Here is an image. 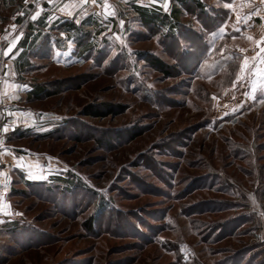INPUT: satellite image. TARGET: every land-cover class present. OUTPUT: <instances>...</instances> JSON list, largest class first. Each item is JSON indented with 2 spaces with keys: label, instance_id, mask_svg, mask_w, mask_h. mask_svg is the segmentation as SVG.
Masks as SVG:
<instances>
[{
  "label": "rangeland",
  "instance_id": "rangeland-1",
  "mask_svg": "<svg viewBox=\"0 0 264 264\" xmlns=\"http://www.w3.org/2000/svg\"><path fill=\"white\" fill-rule=\"evenodd\" d=\"M206 1L229 14L227 3ZM129 2L0 0V168L8 146L18 158L0 211V264L262 259L264 32L209 31L186 14L193 31L166 46ZM88 14L98 22L90 50L50 29ZM16 82L52 94L28 100L12 92Z\"/></svg>",
  "mask_w": 264,
  "mask_h": 264
},
{
  "label": "trees",
  "instance_id": "trees-1",
  "mask_svg": "<svg viewBox=\"0 0 264 264\" xmlns=\"http://www.w3.org/2000/svg\"><path fill=\"white\" fill-rule=\"evenodd\" d=\"M231 0H216L218 3H228ZM157 3L154 4H138L136 2H129L131 10L138 17L140 23L145 27H149L152 30L160 31L162 34V43L167 46L166 42H177V33L179 31L192 32L191 21L184 22L182 17L184 15L193 16L200 24L205 27L209 26L207 30H214L216 27L223 25L227 16L228 10L225 8L214 7L211 3L206 0H156ZM26 13V11H25ZM97 15L88 14L83 18L79 24L69 21L66 18L56 20L54 25H50V29L57 31L66 32L68 37H72L75 46H79V49L90 50L92 47V42L89 41V36L91 33L90 27L94 28L98 22ZM43 17L36 20V23H31L33 26L42 25ZM31 26V25H29ZM88 28V29H87ZM39 32V31H38ZM49 36H46V41L48 42ZM201 38V37H200ZM203 38V37H202ZM48 39V40H47ZM35 40V39H34ZM180 40V39H178ZM45 41L44 47H46L47 42ZM203 45V43H202ZM201 45V46H202ZM204 48L206 44L204 43ZM146 59V58H145ZM148 59V58H147ZM149 63L154 66L159 71L168 74L167 64L158 57H151L148 59ZM52 93L47 91L45 87L39 84L32 85L31 89L27 93L28 100L38 99L42 96H50ZM86 114L101 117L106 114L100 110L87 109ZM27 185L31 184V181L25 182ZM93 221L87 220L86 225L88 229L92 228ZM249 251V249H244ZM240 253H243L241 251ZM262 259L264 260V248L261 250ZM243 257V256H242ZM262 259L259 261H254V258H249L244 263L241 264H262ZM242 261V260H241ZM239 264V262H237Z\"/></svg>",
  "mask_w": 264,
  "mask_h": 264
},
{
  "label": "crops",
  "instance_id": "crops-1",
  "mask_svg": "<svg viewBox=\"0 0 264 264\" xmlns=\"http://www.w3.org/2000/svg\"><path fill=\"white\" fill-rule=\"evenodd\" d=\"M133 1L138 4L140 2V0H133ZM147 2L149 3L148 5L157 3L154 2V0H147ZM227 4L228 5L231 4V7H229L230 8L229 14L221 28L228 30L227 28L230 25H234V27L237 28L236 30L253 29L258 34V37L262 36L264 32V3L262 1L261 2L259 0L257 2L251 1L249 3L248 0L247 1L243 0V4H239V0H231V2H228ZM6 81L12 83L11 80L10 81L6 80ZM15 85L16 87L15 89H13L12 92L20 93V94H27L31 88L28 87L23 82L22 83L16 82ZM7 86L8 85L6 82L4 86H2L1 93L7 91L8 88ZM22 86H26V87H22ZM2 111L8 112L7 109ZM22 155L28 157L27 154H22ZM1 160H2V166L0 168V211L6 212L8 209V206L6 205L8 201L7 192L11 188L10 183L12 178L8 171V168L16 166L15 163L16 161H18V158L15 157V153H13V151L8 146L6 149L1 151ZM4 214L5 213L2 214L0 213V222H1V218L5 216Z\"/></svg>",
  "mask_w": 264,
  "mask_h": 264
},
{
  "label": "snow or ice",
  "instance_id": "snow-or-ice-1",
  "mask_svg": "<svg viewBox=\"0 0 264 264\" xmlns=\"http://www.w3.org/2000/svg\"><path fill=\"white\" fill-rule=\"evenodd\" d=\"M49 2H51V0H49ZM93 2H95V0H93ZM154 2H156V0H154ZM262 2H264V0H262ZM229 7H231V4H229L228 5ZM107 5H105V9H106V11H107ZM37 15H39V13H37L36 15H34L33 17H32V19L33 20H35L36 19V17H37ZM18 39V38H17ZM249 39H252L251 37H249ZM15 47V44L14 43H12V44H10L9 45V47L4 51V56H8L11 52H12V50H13V48ZM261 51H264V48H262L261 49ZM245 71V65H241V72H244ZM239 79H241V77L238 75L237 76V80H239ZM233 86L235 87V82H233ZM22 87H26V86H22ZM255 91H256V89L255 88H253V90H252V95H251V97L250 98H252V99H255L256 98V96H255ZM225 115H227V113H225ZM3 131L4 132H7L8 131V128L7 127H5L4 129H3Z\"/></svg>",
  "mask_w": 264,
  "mask_h": 264
},
{
  "label": "built area",
  "instance_id": "built-area-1",
  "mask_svg": "<svg viewBox=\"0 0 264 264\" xmlns=\"http://www.w3.org/2000/svg\"><path fill=\"white\" fill-rule=\"evenodd\" d=\"M35 1H37V0H24V3H25L24 7H26V6H28V5H31V4L34 3ZM19 15H22V16H23V12H22V11L16 12V13L14 14V16L12 17L11 23H12V22L17 18V16H19ZM1 82H2V78L0 77V84H1ZM1 133H2V127H1V125H0V139H1Z\"/></svg>",
  "mask_w": 264,
  "mask_h": 264
}]
</instances>
